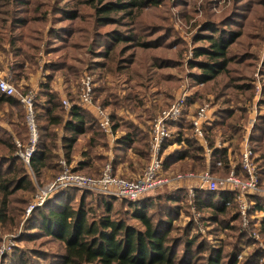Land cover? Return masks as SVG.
<instances>
[{
	"label": "rangeland",
	"instance_id": "374dc122",
	"mask_svg": "<svg viewBox=\"0 0 264 264\" xmlns=\"http://www.w3.org/2000/svg\"><path fill=\"white\" fill-rule=\"evenodd\" d=\"M76 1L82 2L61 0V4L66 5V9H57L49 6L50 2L57 4L59 1L56 0L50 2L19 0L15 3L11 16L12 22L16 23L11 31V37L2 39L0 43V75L15 85L17 91L12 96L21 104L20 108L5 106L4 109H0V136L2 139H11L17 146L12 154L15 158H20L18 144L22 143L16 137L17 131L21 126H25L29 133L27 110L22 102V96L31 91L36 94L35 101L39 99L46 106L54 94L57 98L68 101L72 95L92 114L94 123L97 122L99 125L95 134L89 129L86 135L80 136L74 144L76 148H70V157L67 155V149L64 148L63 140L72 135V130L63 125L53 128L57 133V143L50 152L55 157L48 160L49 164L47 163V168H44L41 176L35 172L31 161L32 170L27 168L30 184L20 187L14 193L12 203L8 200L14 209L7 213L5 220L0 219V264H60L66 250L65 243L46 232L42 225L44 221L40 214L41 209L48 204L59 203L61 196H71L73 205H77L82 199L85 200L94 210L93 218L100 219L107 213L102 205L95 202L104 194L90 188L60 190L54 192L44 205H40L37 203L40 192L50 186L59 175V173L57 176L55 174L60 168L61 171L65 167L78 171L76 168L82 165V162L90 160L86 154L94 149L100 155L107 157V161L99 176L85 173L87 175L100 177L107 164H112L113 173L121 177L127 176V173H121L122 166L137 172L134 176L143 173L152 157L151 139H149L150 159L148 164L142 166L143 163L139 162L140 155L138 156L134 150L135 145L132 141L123 140L131 128L129 124L143 127V121L146 120L150 125L151 138L156 119L180 93L187 94L186 105L178 118L168 122L170 135L163 141L160 150L164 165L163 174L167 177L174 176L173 170L164 163L172 157L176 159L184 151L182 148H188L187 141L181 143L176 141V137L183 134L184 139H194L204 146L206 158L207 150L212 153L211 160L213 155L222 153L227 155L231 162L238 163L241 160L243 147L249 145L256 166L254 168L259 175V189L250 197L254 203L246 215L239 212L238 220L235 219L234 212H231L229 217L228 214L220 217L223 230L218 228L219 217L214 214L213 205L209 201L197 204L199 192L214 191L195 182H181L174 185L170 183L171 186H165L143 199L161 193L155 198V204L150 205V212L157 217L160 208L167 210L164 217L171 219V234L176 236L178 244L176 264H208L209 249L217 250L221 244L227 251L237 253V264H264V209L257 208L259 204L264 208V37L250 41L253 38L252 33L258 32L254 27H259L262 30L259 32L264 36V0H162L160 5H145L138 12L142 20L140 26H119L112 21L92 30L89 29L90 22H85L87 14L84 13L91 9L83 6L84 12L75 10L73 4ZM214 28L218 33L226 35V39L231 43L229 54L232 61L226 71L209 81L196 76L200 71L196 62L205 58L203 55L197 56V51L201 46L209 44L210 37L215 35ZM135 29L139 32H147L144 37L152 41L149 42L152 48L133 46V41H129L124 45L126 49L128 44L126 56L129 59L126 63L132 68L136 67L145 72L144 67L136 62L139 55L143 63L150 65L151 75L156 74L159 81L157 85L146 83L147 86L149 85L146 90L147 103L154 101L163 104L165 100L171 102L153 119L148 118L145 113L134 112L126 107L120 108L114 100L112 94L116 92V88L122 96L131 89L140 91L131 87V81L126 80L124 70L115 77L105 70H100L96 64L105 59L101 54L112 40L108 35H117L123 30L124 32L120 34L130 36L129 31ZM154 55L174 58L177 63L174 66L153 68L156 59L151 57ZM18 72L20 76L15 77ZM164 76L166 79L161 80ZM167 78L170 84L167 83ZM104 84V89H101ZM86 88H90L92 92L91 104H84L81 99ZM103 95L110 98L108 104L102 102ZM124 101L120 102H128L127 99ZM72 105L69 102L67 107L64 106L69 109ZM202 108L206 109L204 116L200 115ZM16 110L21 114L20 117L16 115ZM99 110H102L104 115H100ZM229 110L233 116L239 118L238 124H241L242 128L239 130L242 139L240 144L234 147L235 150L229 140V133H225L226 129L221 125L227 120ZM39 112L43 114L42 111ZM35 115L37 120L36 112ZM65 117L68 119L69 116L65 114ZM103 117L109 121L108 126H104ZM116 117L121 122L119 127L114 121ZM42 122L43 119L37 120L40 132L38 147L42 140L40 130ZM229 122L233 124L232 118ZM197 125L203 130L205 128L206 134L204 133L203 137L197 134ZM212 125L213 129L210 132L208 127ZM93 134L96 136V144L89 147V139ZM256 139L263 144L262 150L255 149L256 145L253 141ZM27 142L22 144L26 145ZM0 147L4 149L3 144H0ZM19 158V166L23 167L22 170H26L23 160ZM222 158L217 157L216 162L223 161ZM57 162L59 166L56 165ZM91 162L96 166L102 164L99 160H90L88 166L93 168L95 167ZM172 163L175 164L177 161ZM206 170L211 169L193 172L200 174ZM219 171L214 173L211 170L217 176H224L223 172ZM70 191L71 194H68ZM173 192H178L176 199L168 200L170 202L168 204L166 195ZM118 199L114 201L111 212L115 218L126 216L125 210H128L129 205L125 200ZM160 202H166V207L160 206ZM236 202L239 206L237 197ZM34 204L36 207L30 211ZM46 210L49 211V208ZM127 219L133 224L142 226L134 218L127 216ZM190 240L194 241V245L187 242ZM15 258H19L20 262H16Z\"/></svg>",
	"mask_w": 264,
	"mask_h": 264
},
{
	"label": "trees",
	"instance_id": "16d2710c",
	"mask_svg": "<svg viewBox=\"0 0 264 264\" xmlns=\"http://www.w3.org/2000/svg\"><path fill=\"white\" fill-rule=\"evenodd\" d=\"M18 1L19 0H0V43H2V39L11 37V31L16 25L15 21L12 22L11 16L15 3ZM50 1L51 0H49V2ZM56 1L59 2L57 4L56 2L50 4V2L49 6L56 7L57 9H66V5H62L61 0ZM81 1V3L78 1L74 2L73 8L80 12H84L82 11L83 6H87L91 9V11L84 13L87 14L85 22H90L89 29L92 30L97 26H102L112 21L119 26H140L142 25V20L138 12H140L145 5H160L162 0ZM168 12L170 13V11ZM254 28H256L258 32L252 33L253 38H251L250 41L263 39L264 36L259 32L262 30L259 27ZM214 29L215 35L213 34L214 36L210 37L209 44L201 46L197 51V56L203 55L205 58L196 62L197 67L200 69L196 76L198 75L202 79H208L209 81L216 79L221 72L226 71L229 63L232 61L229 54L231 43L226 39V35L220 32L218 33V30L216 28ZM120 32L124 31L120 30ZM120 32L117 35H108L112 40L106 45L105 50L101 54L105 59L96 64L100 70H105L108 74L115 77L119 75L120 71L124 70L127 76L126 80L131 81V87L138 88L140 91L136 92L131 89L122 96L121 93L117 92L118 88H116V92L112 94L114 100L120 108L126 107L134 112L145 113L148 118L153 119L161 110L169 106L171 102L168 103L166 100L163 104H158L154 101L150 103L146 102V90L149 88V85L147 86L146 83H155L157 85L159 81L156 78V74L151 75L149 71L150 65L143 63L139 55L136 58V62L144 67L145 72L136 67H130V65L126 63L129 59L128 56H126L128 44L126 49L124 46L129 41H133V46L152 48L151 45H149V42L152 41L145 39L144 36L147 32H139L135 29L131 30V32L129 31L130 36H125L120 34ZM151 59H156L153 62V68L174 66L177 63V61L171 57L163 58L154 55ZM129 71L131 73H128ZM19 76L20 72L15 75V77ZM165 77L166 76L162 77L161 80ZM169 77L170 75H168V78ZM168 78L166 81L170 84ZM104 86L105 84L101 86V89H104ZM70 97L69 102L73 105L69 109L65 108V106L67 107L68 105L64 104L63 100L57 98L55 94L51 96L48 106L43 105L39 99L35 101V112L38 114L37 120L43 119L40 126L42 140L32 159L33 169H35V172L39 174V176L42 175L44 168H47L49 164L48 160L55 157L54 154L50 152L51 148L55 147L57 143V133L55 129H53L54 127L63 125V127L72 130V135L65 137L63 140V145L64 148L67 149L68 157H70V148L75 147L74 144H76L80 136L86 135L89 129L91 132L93 131L94 134L98 131L96 127H99V125L97 122L94 123L92 114L86 108L82 107L78 100L72 95ZM171 98L173 99V97ZM124 99H127L128 102L121 103L120 101H124ZM109 101L110 98H106L103 95L102 102L108 104ZM20 105V102L15 99L14 96L7 95L0 90V109H4L5 106L20 108ZM39 111H42L43 114H40ZM55 112L57 113L55 114ZM16 113L18 117L21 116V114H18L17 110ZM65 114L69 116L68 119L65 117ZM230 118H232L233 124L229 122ZM114 121H116L117 127L121 125L118 117L114 118ZM238 121L239 118L233 116L229 110L227 120L221 124L222 127L226 129L225 133H229V140L233 145H231L233 149L240 144L242 139L239 133V130L242 128L241 124H238ZM213 125L208 127L210 132L213 129ZM129 126H131V128L123 137V140L132 141V144L135 145V152L141 157H139V162L143 163L142 166H145L150 159V125L144 120L143 127L138 124H129ZM17 133L16 137L22 143H26L29 139L27 128L21 126ZM94 134L92 138L89 139V147H93L96 144V136ZM176 141H180L179 143L187 141L189 149L182 148L184 151H182L176 159L172 157L171 160L164 163L166 167L173 170L174 176L177 173L186 174L188 172L205 170L206 168L211 169L214 173H218L220 172L219 170H221L224 175L229 174L232 162L227 155H223L222 153H220V155L215 154L211 162H208L205 156L204 146L202 144L200 145L196 140L184 139V135L182 134V136L179 135L176 137ZM253 142L256 145V150H262L263 144L259 143L260 140L256 139ZM0 144L4 145V149L0 147V151H2L0 153V219L5 220L7 213L14 209V206L11 204L15 196L14 193H16L20 187L29 185L30 177L27 173L28 170L26 164H24V160L18 157L21 161L23 160L22 163L24 162L23 165L27 171L22 170L23 167L19 166L18 158L12 155L14 150L17 149V146L11 139H2L0 136ZM86 155L88 159L92 161L99 160L102 164L96 166L91 162V165L95 167L93 168L88 166V164H90V160H88L82 162V165L78 166L76 169L82 173L99 176L107 161V157L97 153L96 149L90 150ZM217 157H223V167L217 165ZM172 161H177V163L173 164ZM169 163L171 165H168ZM56 165L59 166L58 162ZM19 170H21V172H19ZM60 171L61 168L55 175L57 176ZM237 171H242L240 161L237 163ZM56 176H54V178ZM73 189L74 187H68L62 190ZM177 193L178 192L167 194V201H165L169 204L170 202L168 200H175ZM68 194H71V191L68 192ZM158 196L138 201L123 199L128 202L129 205L128 210H125L127 215L120 218H115L111 214L114 206L113 203L115 200H119L118 198L107 195L98 197L95 203L102 205L105 213H107L106 215H102L100 219L93 218L94 210L86 204L85 200L82 199L77 205H73V198L71 196H61L59 197L60 204L56 202L53 203L54 205L51 203L43 206V208H49V211L46 210L48 212L45 211L46 208L41 209L40 214L43 216L42 218L44 221L42 225L45 227L46 232H49L52 236L59 238L65 243L66 250L62 255L60 264H176L178 244L176 243V236L171 234V219L164 217L167 210L160 208L157 217L150 212V205L155 204V198ZM8 200H11V203ZM197 201V204H204L205 201H209L213 205L214 214L219 217V219H217L218 228H221V230L224 229L221 225L220 217L222 215L228 214L229 217L231 212H234L235 219L238 220L239 218L238 213L240 211L239 207L236 205L235 192L229 190H218L212 193L199 192ZM166 202H160V206L166 207ZM257 208L264 209L260 204ZM39 211L40 208L38 209V212ZM90 215H92V218H90ZM127 216L134 218L142 226L140 227L131 223L127 219ZM187 242L190 245H194L193 240ZM209 251L210 253L207 256L208 264H237V253L234 251H227L222 244L219 249H214L213 251L209 249ZM36 254L42 255L40 252H36ZM15 261L20 262L19 258H15Z\"/></svg>",
	"mask_w": 264,
	"mask_h": 264
},
{
	"label": "built area",
	"instance_id": "2783aa9c",
	"mask_svg": "<svg viewBox=\"0 0 264 264\" xmlns=\"http://www.w3.org/2000/svg\"><path fill=\"white\" fill-rule=\"evenodd\" d=\"M0 90L7 95H14L16 93L15 85L7 78L0 75ZM35 92L22 96V102L27 110V123L29 128V140L26 145L19 142V155L24 160L26 167L32 170L31 161L37 151L38 142L40 139V132L36 120L34 101ZM81 99L84 104L92 103V92L90 88L84 89ZM187 94L180 93L176 100L162 112L156 119L151 132V151L152 157L150 163L144 169L143 173L133 178L121 177L113 173V165L107 164L100 177L96 178L79 171H72L65 167L48 188L42 190L38 196V204L44 205L47 199L56 191L64 188L74 187L87 189L103 193L104 195H113L121 199H129L138 201L143 199L148 194L156 193L159 189L181 182H192L207 187L210 191L215 190H229L235 192L239 202V211L246 215L251 208L254 201L250 197L259 189V175L255 171V164L252 159V152L249 145L243 147L241 156L242 171L237 172V165L231 163L230 172L228 175L217 176L211 170H206L203 173L196 174L188 172L186 174L177 173L173 177H167L163 174L164 165L163 159L160 156V150L163 141L170 135L168 129V122L178 118L184 106L186 105ZM64 104L68 105L67 99L63 100ZM100 115H104L102 110H99ZM206 109L202 108L200 115L204 116ZM104 126H108L109 121L103 117ZM197 134L203 137L206 130L197 125ZM206 139V138H204ZM207 150V147H206ZM207 159L211 160L212 153L208 152ZM218 166L223 167V161H218ZM255 167V168H254ZM96 178V179H95ZM100 178V179H99ZM195 188H192L194 190ZM38 206V205H37ZM32 205L30 211L35 208Z\"/></svg>",
	"mask_w": 264,
	"mask_h": 264
},
{
	"label": "crops",
	"instance_id": "0c3cea01",
	"mask_svg": "<svg viewBox=\"0 0 264 264\" xmlns=\"http://www.w3.org/2000/svg\"><path fill=\"white\" fill-rule=\"evenodd\" d=\"M232 163H234V162H232ZM236 165H237V163H235ZM120 171H121V173H127V178L128 177H136V176H134V175H136L137 174V172H133V171H131V170H129L127 167H121L120 168ZM142 174V172L141 173H139V175H141ZM131 175H133V176H131ZM138 175V176H139ZM171 186V185H170ZM169 187V186H168Z\"/></svg>",
	"mask_w": 264,
	"mask_h": 264
}]
</instances>
